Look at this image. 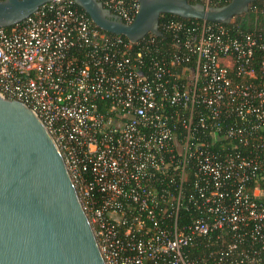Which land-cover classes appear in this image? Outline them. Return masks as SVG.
I'll use <instances>...</instances> for the list:
<instances>
[{
	"label": "built area",
	"instance_id": "1",
	"mask_svg": "<svg viewBox=\"0 0 264 264\" xmlns=\"http://www.w3.org/2000/svg\"><path fill=\"white\" fill-rule=\"evenodd\" d=\"M99 1L126 24L140 5ZM228 25L165 23L170 63L73 0L0 27V96L53 137L106 264H258L239 249H264V29Z\"/></svg>",
	"mask_w": 264,
	"mask_h": 264
},
{
	"label": "water",
	"instance_id": "2",
	"mask_svg": "<svg viewBox=\"0 0 264 264\" xmlns=\"http://www.w3.org/2000/svg\"><path fill=\"white\" fill-rule=\"evenodd\" d=\"M53 0H0V27L9 28ZM106 33L138 43L162 37L160 18L173 14L220 24L260 0L206 7L189 0H139L126 24L99 0H73ZM0 264H106L89 218L53 137L24 103L0 96Z\"/></svg>",
	"mask_w": 264,
	"mask_h": 264
},
{
	"label": "trees",
	"instance_id": "3",
	"mask_svg": "<svg viewBox=\"0 0 264 264\" xmlns=\"http://www.w3.org/2000/svg\"><path fill=\"white\" fill-rule=\"evenodd\" d=\"M191 3H201L200 0H189ZM232 0L229 2L222 3L218 6H224L228 3H230ZM79 8V7H78ZM82 10L81 8H79ZM169 21H183V22H191V21H197L194 19H183L179 16L173 15V14H164L160 18V29L163 33L162 37H157L153 36L152 34H149L145 39H143L139 44H145L149 41H152L151 49H152V55L157 56L159 58H162L166 56L167 63H170V53L173 51V43L175 40V35L167 31L163 25ZM229 27L234 28V32L240 33V32H249L253 31L255 29H264V0L256 1L250 5V10L248 13H245L241 16H238L236 18L235 23H232L228 25ZM105 32V31H104ZM106 33V32H105ZM111 37H115L116 35L109 34ZM122 37V36H121ZM126 42L128 41L127 38L122 37ZM135 47H138V44L135 45ZM200 245L198 249L192 248L190 251L192 252L191 255L194 257L199 255H204L208 252L206 248V239L200 240ZM220 248L218 245H216L213 250L218 251ZM239 250L248 252L250 255H254L255 253V258L259 260L258 264H264V249H262L259 246L255 247H250V245H246ZM241 252V251H240Z\"/></svg>",
	"mask_w": 264,
	"mask_h": 264
},
{
	"label": "rangeland",
	"instance_id": "4",
	"mask_svg": "<svg viewBox=\"0 0 264 264\" xmlns=\"http://www.w3.org/2000/svg\"><path fill=\"white\" fill-rule=\"evenodd\" d=\"M240 16H241V15H240ZM237 17H238V16H237ZM237 17H235V18L232 20L231 23H235Z\"/></svg>",
	"mask_w": 264,
	"mask_h": 264
}]
</instances>
